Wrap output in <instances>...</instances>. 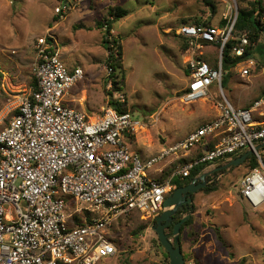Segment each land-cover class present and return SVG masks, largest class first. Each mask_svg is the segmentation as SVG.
Instances as JSON below:
<instances>
[{"label":"built area","instance_id":"1","mask_svg":"<svg viewBox=\"0 0 264 264\" xmlns=\"http://www.w3.org/2000/svg\"><path fill=\"white\" fill-rule=\"evenodd\" d=\"M72 8V2L61 0L54 12L62 19ZM236 9L233 0L230 15L233 11L236 15ZM230 15L223 27L182 25L175 31L187 40L192 53L202 47L199 40L220 52L214 68L197 58L187 61L189 83L180 96L184 105L206 99L212 84L223 94L221 53L233 29L235 15ZM259 23L264 28V13ZM247 45V37L241 36L232 55L243 56ZM33 47L37 90L13 96L0 110V264L111 260L117 254L113 231L120 219L136 212L140 221H153L165 210L174 178L189 176L198 166L214 167L248 150L257 167L241 179L239 195L250 210L264 207V151L256 149L264 143V121L258 119L263 116L264 99L235 108L224 98L214 105L213 119L162 149L159 156L142 159L128 147L142 123L109 104L93 117L65 105L71 89L84 78L82 69L65 68L49 31ZM111 71L108 68V74ZM115 100L125 101L121 93ZM191 150L197 151L196 158L168 173L163 170L166 158L178 152L186 157ZM157 164L159 174L149 177L148 170ZM185 264L196 262L190 259Z\"/></svg>","mask_w":264,"mask_h":264},{"label":"rangeland","instance_id":"2","mask_svg":"<svg viewBox=\"0 0 264 264\" xmlns=\"http://www.w3.org/2000/svg\"><path fill=\"white\" fill-rule=\"evenodd\" d=\"M261 2L264 6V0ZM113 4L127 11L126 16L113 22L111 36L119 38L121 45L125 76L121 94L126 109L144 126L137 130L128 147L137 151L142 159L159 156L162 149L183 140L189 132L210 120L211 117L202 112H208L212 104L224 98L235 108H242L253 99H264V76L253 68L249 76L241 77L238 69L248 66L243 61L228 72L223 71V94L212 84L206 101L190 105L180 101L189 83L185 65L189 54L183 50V39L175 31L184 22L192 24L195 18L210 20L212 26L220 27L222 21L226 22L223 13H227L233 0H115ZM57 6V0H0V110L13 96L27 94L31 88V41L44 35L43 27L59 17L54 12ZM89 8L95 6L90 4ZM75 13L68 11L58 20L62 21L63 28L59 25L60 29L53 30L65 68L79 67L84 72L83 80L71 89L68 104L89 117L99 116L112 100L107 94L109 74L107 51L102 43L104 32L91 24L102 19V12L87 13L81 18ZM231 15H235V11ZM18 27L19 31L14 34ZM60 30H67L68 34L63 36ZM256 47L250 60L264 68V43ZM200 55L208 66L217 64L220 59L217 46L211 44L204 45ZM181 155L182 152H178L175 157L166 158L163 170L168 173L181 162L193 160L197 151L187 152L186 157ZM226 163L207 167L204 172ZM159 167L157 164L149 169V177L156 178L159 173L155 170ZM247 171L244 163L219 171L210 175L215 191L205 193L202 188L193 194L192 224L180 236L184 261L264 264V207L250 210L239 195V185ZM168 196L170 194L165 197ZM66 199L72 204L70 197ZM152 226V221H140L136 212L120 219L113 231L116 256L97 264H169Z\"/></svg>","mask_w":264,"mask_h":264},{"label":"trees","instance_id":"3","mask_svg":"<svg viewBox=\"0 0 264 264\" xmlns=\"http://www.w3.org/2000/svg\"><path fill=\"white\" fill-rule=\"evenodd\" d=\"M208 4L212 7H214L212 2H208ZM237 4V17L233 25V29L231 31V37L228 40V42L225 44V46L222 49L221 53V66L223 71H228L230 68H233L236 64H239L245 60H247L252 52L255 50L256 46L259 44L260 36L264 32V28L259 23V18L264 13V6L261 2V0H236ZM127 15V12L124 10H121L120 8H113L110 10L108 17H106L103 22H100L97 24V28L101 29L105 28V33L103 34L102 43L106 47L107 51V59H106V65L108 68H110L112 71L108 76V83H111L110 89L107 91V94L109 97L112 98V100H109V105L112 106L114 109L117 110L118 113H126L128 112L126 109V101L124 103H119L117 100H115L114 95L116 93H121L122 85L124 84V71L123 66L121 63V45L119 43V40L111 36L112 31V24L115 20H118L119 18H122ZM109 17H113L112 20H108ZM56 20H59V17L56 18ZM205 26H211L210 20L203 21L202 19L195 18L193 20V23H187L184 22L183 25H202ZM225 25V21H222L220 23V27H223ZM241 36H246L248 40V45L245 48L244 55L241 57H234L232 55L233 48L238 46L239 39ZM183 39V50L185 51L188 49V43L187 40ZM216 66V64L214 65ZM118 72V73H117ZM116 73V74H115ZM31 89L33 91L37 90V84L36 80L33 78V81L31 83ZM132 115V114H131ZM132 117H134L132 115ZM211 148V145L208 147V149ZM264 151V147L262 148ZM243 153L236 156L239 157ZM199 155V153H198ZM182 163V162H181ZM180 163V164H181ZM244 164L247 168V172H250L254 168L257 167V161L253 154L248 156ZM207 166H198L192 170L189 176L186 177H177L172 180L171 187L172 192L178 188L181 185H187L191 182L193 178L201 174ZM233 168V167H230ZM225 170H222L224 172ZM166 174V173H165ZM163 175V178L167 175ZM217 173H214L212 176L216 175ZM210 177H207V186L203 188L201 191L205 193H211L215 191L214 184L210 183ZM244 204V202H243ZM245 205V204H244ZM245 207H247L245 205ZM181 219L180 216H177L174 220V223L178 222ZM75 221L79 222L78 217H75ZM152 224H154V221H152ZM192 224V218L189 217L180 227V234H179V242H180V236L184 229L189 227ZM166 234H172V226L169 227L166 231ZM169 235V237H170ZM193 235V234H191ZM116 244V241H114ZM181 243V242H180ZM182 252V251H181ZM168 259V256H167Z\"/></svg>","mask_w":264,"mask_h":264},{"label":"water","instance_id":"4","mask_svg":"<svg viewBox=\"0 0 264 264\" xmlns=\"http://www.w3.org/2000/svg\"><path fill=\"white\" fill-rule=\"evenodd\" d=\"M237 17L234 18V22ZM234 25V23H233ZM200 44H208L204 40L198 41ZM264 147V143L261 146H258L256 149ZM252 154V150L244 152L241 156L234 158L227 162L225 165L216 168L210 172H202L191 182L183 187L175 189L170 196H168L164 202L165 210L154 218V224L151 229L156 233L159 244L165 250L168 255L169 264H185L181 246L179 242L180 227L182 224L190 217L191 211L187 215H183L182 218L174 223V216L178 209H181L186 203H191V195H193L198 189L205 188L207 185V177L212 175L215 172L229 169L230 167H236L244 163L245 159ZM172 226V240L168 234L165 233V230Z\"/></svg>","mask_w":264,"mask_h":264},{"label":"crops","instance_id":"5","mask_svg":"<svg viewBox=\"0 0 264 264\" xmlns=\"http://www.w3.org/2000/svg\"><path fill=\"white\" fill-rule=\"evenodd\" d=\"M64 1V0H63ZM57 2H58V6L57 7H59L60 6V4H61V0H57ZM67 2H72V6H73V8L71 9V10H69V12L71 13H75V12H77V14H79V16L78 17H82L83 15L85 16L87 13L88 14H90L91 12H97V13H100V12H102V15H100L101 16V20H99V21H96L95 20V22L94 21H92L91 22V24H93V25H95V27L97 28V24L98 23H100V22H103V20L106 18V17H108V14H109V12H110V10L111 9H113V8H118L117 6H115L113 3L115 2V0H67ZM90 4H93L94 6H95V8H92V9H90L89 8V6H90ZM97 7V8H96ZM125 11V10H124ZM127 12V11H126ZM76 14V13H75ZM91 15V14H90ZM228 16V17H227ZM231 16V15H230ZM67 17L68 16H66L65 17V19L63 20V22H65L66 20H67ZM227 18H229V11H227V13L226 12H224L223 13V19L224 20H226V22H225V25L227 24V21H228V19ZM46 19H48V18H46ZM113 19V17H109L108 18V20H112ZM62 22V21H61ZM61 22H58V20H54L53 21V23L51 24V25H49L48 27H46V26H44L43 27V29L45 30V33H44V35L46 34V32H48L49 31V33H50V35L53 37V39H54V41H55V44L57 45V41L55 40L56 39V35H54L53 34V30L54 31H56L57 29H60V26L59 25H61L62 23ZM182 26V25H181ZM63 28V25H61V29ZM19 27H18V29L16 28L15 29V32H14V34H16L18 31H19ZM64 29H66V28H64ZM98 29V28H97ZM102 30H103V32L105 33V28H102ZM112 30H113V28H112ZM52 33V34H51ZM60 33L64 36L66 33L68 34V31L67 30H65V31H63L62 32V30H60ZM103 33V34H104ZM44 35H42V36H44ZM42 36H39V37H42ZM67 36V35H66ZM39 37H37V38H39ZM181 37V36H180ZM36 38V39H37ZM102 38H103V35H102ZM183 38V37H182ZM36 39H33L32 41H31V49L33 50V61H34V58H35V55H34V47H33V45H34V42H35V40ZM119 39V38H118ZM58 40V39H57ZM259 43H264V32L262 33V35L260 36V40H259ZM202 45V47L199 49V50H197L196 52H194V53H192L190 50H188V49H186V54H189V56H188V58H187V61L188 60H190V59H192V58H197V59H199V60H202V61H204V62H207V61H205L202 57H201V55H200V53H201V51L203 50V48H204V45H206V44H201ZM57 48H58V46H57ZM257 48V47H256ZM256 48H255V50H256ZM59 50V49H58ZM254 50V51H255ZM254 51L252 52V54L250 55V57L247 59V60H245L244 62L245 63H248V66H246V67H243V68H240V69H238V72L240 73V76L241 77H244L242 74H241V72H242V70H247L248 71V75H246V76H249L250 75V73L252 72V70H253V68H255V71L256 72H258L257 74L258 75H261V76H264V68H259V66H257V64H255L252 60H250V58H251V56H253L254 55ZM187 61L185 62V65H186V67H187ZM210 64V67H212V68H214L215 66V63H213V64H211V63H209ZM77 68V67H76ZM75 69V68H74ZM74 69H69L68 71L69 72H72ZM187 72H188V70H187ZM228 72V71H227ZM189 73V72H188ZM83 74H84V72H83ZM33 75V74H32ZM34 78V77H33ZM31 89V88H30ZM30 89H29V91H30ZM187 89V88H186ZM109 90V89H108ZM28 91V92H29ZM70 93V92H69ZM117 94V93H116ZM115 94V95H116ZM119 94V93H118ZM207 94H209V90H208V93ZM264 94V93H263ZM114 95V96H115ZM68 97H69V95H68ZM68 97L67 98H65V100H64V104L65 105H67L68 107H70V108H73L71 105H69L68 103H70L69 101H68ZM125 100V99H124ZM254 100H259V98L258 99H253L252 101H250L249 103H247L246 105H244L242 108H248L251 104H252V102L254 101ZM201 101H206V99H204V100H201ZM202 107V106H201ZM75 110H77V111H79L77 108L75 109ZM203 110H204V108H203ZM209 111H211V112H213V113H210ZM81 112V111H80ZM261 113L263 114V116L262 117H260V118H258L260 121H264V107H262L261 108ZM203 114H207V115H209L210 117H211V119H213L214 117H215V115H216V110H215V108H214V105L212 104V106L209 108V110H208V112L207 111H205L204 110V112H202V115ZM210 119V120H211ZM207 121H209V120H207ZM206 122V121H205ZM204 123V122H203ZM133 151V150H132ZM234 158H236V156L235 157H233V158H231L230 160H232V159H234ZM230 160H227V161H224V162H229ZM223 162V163H224ZM216 166V165H215ZM214 166V167H215ZM213 167V168H214ZM216 169V168H215ZM204 172V171H203ZM215 173H217V172H215ZM214 174V173H213Z\"/></svg>","mask_w":264,"mask_h":264},{"label":"flooded vegetation","instance_id":"6","mask_svg":"<svg viewBox=\"0 0 264 264\" xmlns=\"http://www.w3.org/2000/svg\"><path fill=\"white\" fill-rule=\"evenodd\" d=\"M183 186H185V185H181V186H179V187H183ZM178 187V188H179ZM177 189V188H176ZM172 194V193H171ZM192 196L193 195H191V203H186L185 205H183L182 206V208L181 209H178L177 211H176V214H175V216H174V218H173V220H175V218L177 217V216H180L181 218H182V216L183 215H186V214H188L189 213V211H191L192 209H193V206H192V202H193V199H192ZM171 227V226H170ZM168 229V228H167ZM166 229V230H167ZM165 230V231H166ZM170 235V234H169ZM172 236V235H171ZM171 240V239H170Z\"/></svg>","mask_w":264,"mask_h":264}]
</instances>
